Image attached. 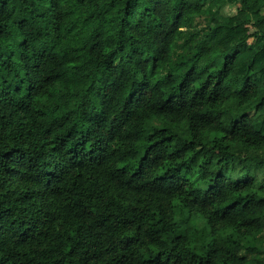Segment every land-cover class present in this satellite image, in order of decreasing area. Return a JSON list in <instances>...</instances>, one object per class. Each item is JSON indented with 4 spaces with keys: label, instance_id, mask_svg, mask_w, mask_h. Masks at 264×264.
<instances>
[{
    "label": "trees",
    "instance_id": "obj_1",
    "mask_svg": "<svg viewBox=\"0 0 264 264\" xmlns=\"http://www.w3.org/2000/svg\"><path fill=\"white\" fill-rule=\"evenodd\" d=\"M0 264H264V0H0Z\"/></svg>",
    "mask_w": 264,
    "mask_h": 264
},
{
    "label": "rangeland",
    "instance_id": "obj_2",
    "mask_svg": "<svg viewBox=\"0 0 264 264\" xmlns=\"http://www.w3.org/2000/svg\"><path fill=\"white\" fill-rule=\"evenodd\" d=\"M235 11H236L235 7H229V8H227V12L228 13H234ZM242 16H243V14H242ZM193 223H196V220H193ZM185 226H188V225L185 223Z\"/></svg>",
    "mask_w": 264,
    "mask_h": 264
}]
</instances>
